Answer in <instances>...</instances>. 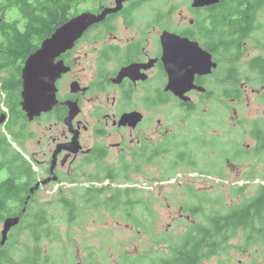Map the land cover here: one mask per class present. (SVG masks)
<instances>
[{
    "label": "flooded vegetation",
    "instance_id": "flooded-vegetation-1",
    "mask_svg": "<svg viewBox=\"0 0 264 264\" xmlns=\"http://www.w3.org/2000/svg\"><path fill=\"white\" fill-rule=\"evenodd\" d=\"M157 1L125 0L120 10L92 25L71 49L59 55L56 62L61 61L65 69L56 81L57 100L50 109L33 119L22 105L23 71L28 58L19 59L1 72L8 81L12 72L21 74L20 99L13 111L7 105V95L0 80V114L7 115L6 123L0 128L5 132L7 126L13 124V132L18 138L13 145L32 165L31 176L35 180L32 188H38L33 194L30 190L28 205L18 214H7L0 221L3 223L0 240L4 221L19 214L20 223L11 228L9 239L25 222L30 229V238L49 236L48 215L42 213L43 210L29 215V205L39 191L49 190L54 183L59 187L56 190V195H60L59 201L69 196L65 192V196H61L65 182L71 189L82 187L81 195L84 197V187L103 188V196H112L113 188L118 191L134 188L138 197L134 199L132 208L139 205L142 211L148 212L151 204L142 197L144 191H162L169 187V180L180 177L183 181H172L173 187L193 183L195 193L198 181L208 183L231 177L224 168V159L242 162L246 157L264 156V151H258L264 144V120L254 118L249 122L251 128H244L242 137L250 140L247 150L241 149L240 144H232L231 141H239H233L232 130L223 129L221 122L226 119V113L222 110L227 103L241 100L239 85L242 76L237 68L240 60L232 65L227 62L223 42L215 43L212 49L207 45L214 42V35L207 32L208 12L203 10L209 7L194 8L191 3L196 18L174 22L172 10H156L159 7ZM144 2L156 11L143 14ZM88 3H92L91 8L80 11L79 7ZM114 6L116 0H89L80 4L71 17L84 11L98 14L104 8ZM201 19H205V25L200 24ZM168 33L186 37L188 41H198L212 54L217 66L212 67L210 73H196L194 77V84L204 90L192 87L189 65L181 67L180 80L176 79L175 85L174 82L170 84L171 76L174 77L173 66L181 55L165 50V42L172 43L174 39ZM168 56L174 59L173 62H167ZM85 60L88 61L87 66L83 64ZM212 100L218 101L221 113L210 106ZM217 140L220 144L215 146L213 141ZM205 162H213L218 171L199 167ZM191 170L194 171L193 177L189 175ZM134 180H141L144 184H137ZM247 187L243 184L232 189L245 192ZM74 195L72 193L69 198ZM84 200L82 203L87 204ZM49 202H42V207ZM59 203L67 207L65 201ZM179 209L202 213L206 219L199 221L202 227L210 224V216L217 215L216 212L205 214L204 205L189 208V204H182ZM221 217L219 222L223 219ZM38 219L41 223L37 222ZM35 223L41 226L40 236L32 231ZM196 223L193 221V227H187L179 238L185 235L186 238H205L200 230L194 229L201 226ZM222 232L227 234V238L242 232L245 238L248 236L247 230L241 226L234 233L230 229ZM210 246L205 242V250Z\"/></svg>",
    "mask_w": 264,
    "mask_h": 264
},
{
    "label": "rangeland",
    "instance_id": "rangeland-1",
    "mask_svg": "<svg viewBox=\"0 0 264 264\" xmlns=\"http://www.w3.org/2000/svg\"><path fill=\"white\" fill-rule=\"evenodd\" d=\"M191 3L192 0H158L156 5L159 7L156 10L162 12L172 10L171 18L174 22H185L188 18H196L192 12ZM172 4L175 5L171 6ZM91 5L92 3L81 5L80 11L91 8ZM156 10L144 2L143 14L153 13ZM18 14L15 9L11 20L17 19ZM258 24L260 27L248 39L246 52L237 66L242 76L239 85L242 90L241 100L237 103H227L222 110L226 113V119L221 122L223 129L232 130L233 141L238 140L239 143L232 141L231 143L240 144L243 150H247V142L250 141L242 137L244 128H251L249 122L254 118L264 120V77L251 71L247 64L251 58L264 54V10L258 15ZM83 64L87 66L88 61L85 60ZM210 106L221 113L217 100H212ZM234 111L237 114H234ZM213 122L210 121V123ZM213 143L216 146L220 144V141H213ZM230 152L232 153L233 150L231 149ZM223 165L231 177L223 181L222 178L214 179L208 183L198 181L195 184L197 190L195 193L193 183L184 184L182 187H173L172 183H168L169 187L162 191H144L142 197L151 204L148 212L142 211L143 208L139 205H136L131 212L134 220L138 219L142 222L141 226H137L134 220H130V215L123 214L122 217H116L102 207H95L92 203L83 204V201L78 199L77 213L74 219L69 221L66 208L59 203L60 195H56V190L59 188L58 185L56 187V183L49 187V190L41 193L39 191V195L36 194L34 199H31L29 215L45 210L52 219L53 225L49 228V236L43 237L41 246L54 259V264H126L125 258L136 259L143 256L148 258V262L159 260L170 254L171 245L181 239L180 234L187 227L190 229L193 221L200 224L199 221L206 220L202 213L196 214L190 210L188 213L187 210L179 209L182 204H189V208L194 205H204L205 214L209 215L225 211L228 207L240 204L254 196L258 185L264 182V156L246 157L242 159V162L224 159ZM199 167L218 171L213 162H205ZM195 169L197 170V167ZM250 175L253 177H248ZM173 180L177 183L183 181L180 177H175ZM134 182L144 184L141 180H134ZM67 183L65 182L64 186L60 185L64 188L62 193L60 192L61 196H65L63 192L69 196L72 193L81 195L82 187L71 189ZM243 184L248 186L246 191L233 194L232 187ZM212 185L215 187L212 188ZM48 201L50 202L42 207V202ZM2 228L1 222L0 232ZM258 228L261 232L264 229ZM242 234L218 243L213 256L205 258L199 264H251L252 261H261L264 264V253L262 254L264 240L259 238L257 228L247 238ZM29 235L30 229L25 222L15 230L14 237L10 238V241L13 240L15 244H6L4 248L18 249L20 246H25L30 242ZM251 238L257 239L251 240Z\"/></svg>",
    "mask_w": 264,
    "mask_h": 264
},
{
    "label": "trees",
    "instance_id": "trees-1",
    "mask_svg": "<svg viewBox=\"0 0 264 264\" xmlns=\"http://www.w3.org/2000/svg\"><path fill=\"white\" fill-rule=\"evenodd\" d=\"M87 1L89 0H0V80L7 95V105L12 108V111L16 101L20 99L21 74L12 72L8 81L6 77L1 76L3 69L19 59H27L29 54L38 48L57 27L72 18L80 4ZM15 9L19 13L18 17L11 20ZM203 10L208 12L207 18L210 20L207 32L209 35H214V42L207 45L212 49L215 43L223 42L227 62L231 65L235 64L244 56L248 39L260 27L258 15L264 10V0H223ZM204 20L201 19V25H205ZM247 64L251 71L264 77V54L251 58ZM11 124L7 126V133L0 129V221H3L7 214L16 215L25 205L27 206L26 202L35 181L31 176L32 165L13 145L18 138ZM8 133L11 138L8 137ZM258 151H264V144L258 148ZM84 188L86 190L82 192L85 197L75 195L73 198L68 196L62 198L67 203L69 221H72L77 213V199L84 198L85 202L93 205L95 203L106 205V211L116 217H122L125 214L130 215V220H134L131 212L135 204L134 199L138 197L137 189L127 188L118 191L113 188L112 196H103L105 191L103 188ZM239 191L241 189H233V194ZM42 213H45V210ZM220 216L223 219L219 222ZM40 219L37 222L41 223ZM208 219L210 224L194 228L200 230L205 238H186L185 235L171 245L168 256L149 262L146 256L136 259L125 258L126 264H199L205 258H211L218 243L227 239V234L222 232L223 230L230 229L234 233L240 226L247 230L248 235L257 228L259 238L264 240V229L261 232L258 228H264V182L258 185L254 196L240 204L228 207L225 211H219L217 215H212ZM48 222L49 228L52 227L53 221L49 216ZM36 223L32 231L38 232L40 236L41 226ZM134 223L137 226L141 225L138 219H135ZM188 234L190 237V233ZM42 239L29 238L30 242L18 249L3 248L0 252V264H54V259L41 246ZM205 242L211 245L209 250H205ZM7 244L15 243L9 240ZM251 264L263 263L252 261Z\"/></svg>",
    "mask_w": 264,
    "mask_h": 264
},
{
    "label": "water",
    "instance_id": "water-1",
    "mask_svg": "<svg viewBox=\"0 0 264 264\" xmlns=\"http://www.w3.org/2000/svg\"><path fill=\"white\" fill-rule=\"evenodd\" d=\"M125 0H116V6L106 7L101 13H92L84 11L73 16L65 23L56 28V30L42 41L41 46L33 52L26 60L23 71V108L27 111L28 116L33 119L42 111L48 110L56 102V81L63 72L62 62H56V58L68 49H71L75 42L89 29L92 25L104 20L108 14L117 12L123 6ZM223 0H193L194 8H203L219 4ZM169 34V33H168ZM174 36L172 43L165 42L164 47L167 52L173 51L181 57H177L174 67V77L171 76L170 84L180 80L179 72L181 67L189 65L192 87L204 90L202 86L194 84L196 73L206 74L212 71V67L217 66L213 62L212 54L203 49L198 41H191L186 37L169 34ZM165 36V35H164ZM163 36V37H164ZM188 53V55H187ZM174 59L167 57V62L171 63ZM179 95L183 92L177 91ZM6 114H0V126L5 124ZM38 188L31 189V193ZM30 197H28L29 200ZM28 200L26 204L28 203ZM25 211V210H24ZM21 214L15 217H8L4 221V229L0 240V249L4 247L8 240V233L14 226L20 223Z\"/></svg>",
    "mask_w": 264,
    "mask_h": 264
}]
</instances>
